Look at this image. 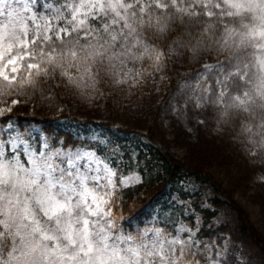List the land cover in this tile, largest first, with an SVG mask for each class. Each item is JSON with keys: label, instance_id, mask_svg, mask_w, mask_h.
<instances>
[{"label": "snow or ice", "instance_id": "obj_1", "mask_svg": "<svg viewBox=\"0 0 264 264\" xmlns=\"http://www.w3.org/2000/svg\"><path fill=\"white\" fill-rule=\"evenodd\" d=\"M184 52L207 62L180 81L175 113L191 106L264 162V0H0V264H230V237H202L179 191L125 218L157 171L137 150L125 159L108 135L75 143L43 121L3 119L43 85L89 101L105 86L162 85Z\"/></svg>", "mask_w": 264, "mask_h": 264}, {"label": "rangeland", "instance_id": "obj_2", "mask_svg": "<svg viewBox=\"0 0 264 264\" xmlns=\"http://www.w3.org/2000/svg\"><path fill=\"white\" fill-rule=\"evenodd\" d=\"M190 57L191 53L188 52H184L183 56L170 57L169 78L162 85H154L149 78L140 87H136V91L143 92L147 89L144 91L146 98L141 99L140 102L151 109L156 108L157 105V107L161 106L158 115L157 142L178 157L189 169L194 168L196 163L205 161L204 173L226 191L227 199L230 197L235 201V204L247 215L253 229L264 239V162H261L259 156L245 154L241 146L231 139L234 135L232 130L217 131L215 121L211 119L206 124H198L195 119L196 110L191 106L187 113L182 107L179 115L174 111L172 97L180 87V81L191 77L202 68L203 63L207 62L206 58L193 61ZM174 79L175 83H173ZM192 82H195L194 78ZM43 88V97L39 89L34 96L19 97L22 101L20 104L27 107L30 113L38 111L53 116L70 115L71 118L80 121H109L115 126L133 127L138 132H145L147 128V117L141 115V110L132 106V102L122 100L126 98L123 91L111 89L106 96L93 97L89 101L67 89L61 88L62 95L59 96L56 90L52 92L47 85H43ZM123 90L131 93L127 86ZM130 95L129 98L132 99L137 96ZM13 98L16 97L8 98L9 103ZM108 102L110 108L107 107ZM60 106L64 109L62 112L59 110ZM210 114V110L205 113V115ZM218 144L225 145L222 152H219L218 148L207 149L210 145ZM205 149L207 153L204 154ZM186 184L192 186L191 192L197 191V186L192 182ZM212 196L213 194L207 193L203 198L205 207H210L207 199ZM216 218L220 223H214L215 234L212 238L222 246L224 240L230 237L228 257L230 264H264V255L252 240L238 231L236 213L232 209L228 206L222 207ZM222 226L223 228L220 229Z\"/></svg>", "mask_w": 264, "mask_h": 264}, {"label": "trees", "instance_id": "obj_3", "mask_svg": "<svg viewBox=\"0 0 264 264\" xmlns=\"http://www.w3.org/2000/svg\"><path fill=\"white\" fill-rule=\"evenodd\" d=\"M175 79L173 83H175ZM127 86V85H125ZM123 86V89L125 88ZM111 88L105 86V95ZM123 91L126 98L123 101L128 103L132 102V106L141 110V115L147 117V128L145 132H138L133 127L115 126L113 122L107 121H80L78 119L71 118L70 115L53 116L46 115L41 112H29V109L22 104L15 107L13 112L7 114L3 119H7L8 116L18 118L23 123L28 120L43 121L47 128H55L59 132L57 139L66 137L70 142L82 143L80 135L90 136L92 131L99 132L100 136L108 135L112 138L114 144L118 145V151L127 159V154L133 149L139 152V157L144 160L147 157V163L149 168H156L157 171H153V174L149 179H146L145 183L137 189H133L130 193L134 198V205L129 204L125 206L124 215L125 218L130 215H135L140 218L145 217L152 211L157 204L168 207L171 195L180 192V196L185 200L191 197L192 207L203 216V226L201 229L202 237L212 238L215 234L214 223L212 218L217 217L221 208L228 206L236 213V222L238 231L245 237L252 240L255 246L264 255V239L258 235L253 229L251 222L247 215L235 204L230 197L227 199L226 191L222 187L214 182L208 174H205L206 162H198L194 168H188L185 164L176 157L172 152L161 146L156 139V133L158 128V115L161 110V106L151 109L145 107L140 101L146 98L145 90L136 91L135 88L131 89V93L121 89H115ZM129 90V89H128ZM59 96L62 95L61 89H56ZM135 99L129 98L131 95ZM63 100V99H62ZM107 107L110 108V103H107ZM143 110V111H142ZM145 110V111H144ZM215 148L222 152L225 149V145L208 146V148ZM205 149V153L206 150ZM109 151H112L110 148ZM232 151V149H231ZM229 157V156H228ZM119 157H117L118 159ZM204 158H206L204 156ZM205 162V163H204ZM183 181L192 182L197 187L196 192L189 191L185 193L181 190L180 182ZM207 193L213 194L212 197L207 199L210 207H202L204 204L203 198ZM222 198H225L222 200ZM126 199H128L126 197ZM190 223H194L193 217H185ZM209 223H212V227L209 228ZM223 226L220 228L222 229Z\"/></svg>", "mask_w": 264, "mask_h": 264}]
</instances>
